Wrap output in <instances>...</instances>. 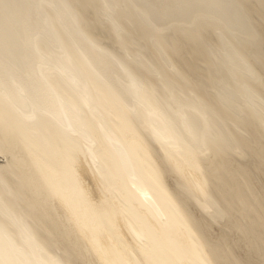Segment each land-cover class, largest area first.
Here are the masks:
<instances>
[{
  "label": "bare ground",
  "instance_id": "1",
  "mask_svg": "<svg viewBox=\"0 0 264 264\" xmlns=\"http://www.w3.org/2000/svg\"><path fill=\"white\" fill-rule=\"evenodd\" d=\"M0 264H264V0H0Z\"/></svg>",
  "mask_w": 264,
  "mask_h": 264
}]
</instances>
